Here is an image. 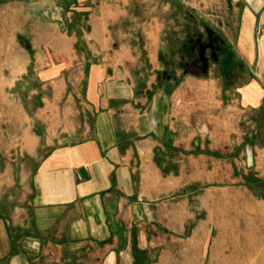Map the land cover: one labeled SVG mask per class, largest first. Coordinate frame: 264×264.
Wrapping results in <instances>:
<instances>
[{
	"label": "crops",
	"instance_id": "obj_1",
	"mask_svg": "<svg viewBox=\"0 0 264 264\" xmlns=\"http://www.w3.org/2000/svg\"><path fill=\"white\" fill-rule=\"evenodd\" d=\"M175 2L164 19L73 0L49 20L0 0V264L178 263L212 185L264 194L263 0L218 28ZM205 26L227 46L184 72Z\"/></svg>",
	"mask_w": 264,
	"mask_h": 264
},
{
	"label": "rangeland",
	"instance_id": "obj_2",
	"mask_svg": "<svg viewBox=\"0 0 264 264\" xmlns=\"http://www.w3.org/2000/svg\"><path fill=\"white\" fill-rule=\"evenodd\" d=\"M12 1L4 0L5 3ZM72 1L19 0L20 12L30 13L37 18L46 13L48 19L52 20L58 18V9L61 8L66 13ZM175 1L134 0V3L136 10H141V13L148 16L158 14L162 15V18L168 19L173 8H178ZM177 1L187 9H196L198 14L210 21L215 28H218L221 18L226 20L232 5L240 22L244 7L248 4V0ZM260 8L262 9L264 6H260ZM84 14L87 15V13ZM188 14V10L180 7L181 22ZM232 22L230 21V23ZM263 32V29H259V36ZM207 201L208 199H206ZM209 202H211L210 209L203 208V203L201 204L200 200L196 201L198 211L196 226L200 228L199 239H203L204 243L197 246L189 242L186 236L191 231H188V228L185 233L181 232L178 248L180 261L173 264H264V194L257 195L250 183L229 182L226 186L212 185ZM175 250L176 247L173 246L174 253ZM195 256H200V261H193ZM164 264H171V262Z\"/></svg>",
	"mask_w": 264,
	"mask_h": 264
},
{
	"label": "flooded vegetation",
	"instance_id": "obj_3",
	"mask_svg": "<svg viewBox=\"0 0 264 264\" xmlns=\"http://www.w3.org/2000/svg\"><path fill=\"white\" fill-rule=\"evenodd\" d=\"M188 16L190 17V13ZM204 30L205 32L200 35H192L194 38L189 34L181 47L183 53L180 57L179 66L183 68L184 72H192L197 67H202L200 72L208 71L211 61L218 62L219 52H223V47L227 46L214 28L205 26Z\"/></svg>",
	"mask_w": 264,
	"mask_h": 264
}]
</instances>
